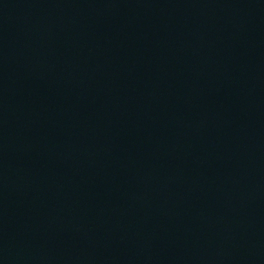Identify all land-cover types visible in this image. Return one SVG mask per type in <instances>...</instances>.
<instances>
[{
	"label": "water",
	"instance_id": "95a60500",
	"mask_svg": "<svg viewBox=\"0 0 264 264\" xmlns=\"http://www.w3.org/2000/svg\"><path fill=\"white\" fill-rule=\"evenodd\" d=\"M0 264H264V0H0Z\"/></svg>",
	"mask_w": 264,
	"mask_h": 264
}]
</instances>
